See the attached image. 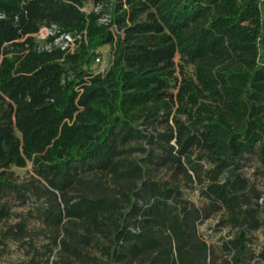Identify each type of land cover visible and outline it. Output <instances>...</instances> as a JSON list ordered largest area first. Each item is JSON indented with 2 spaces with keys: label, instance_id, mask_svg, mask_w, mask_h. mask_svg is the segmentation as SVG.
<instances>
[{
  "label": "trees",
  "instance_id": "obj_1",
  "mask_svg": "<svg viewBox=\"0 0 264 264\" xmlns=\"http://www.w3.org/2000/svg\"><path fill=\"white\" fill-rule=\"evenodd\" d=\"M50 25L73 52L37 51ZM246 161L264 169V0H0V222L8 192L41 201L0 225L23 264H264Z\"/></svg>",
  "mask_w": 264,
  "mask_h": 264
},
{
  "label": "rangeland",
  "instance_id": "obj_2",
  "mask_svg": "<svg viewBox=\"0 0 264 264\" xmlns=\"http://www.w3.org/2000/svg\"><path fill=\"white\" fill-rule=\"evenodd\" d=\"M90 6H87L89 8ZM99 55L102 58L101 64H93L92 69L94 71L99 70L100 68L108 65L110 62V48L105 45L99 49ZM30 166H26L25 168H12L15 175L19 177V181L27 178L30 175ZM241 171L248 177L252 182L256 183L258 190L261 192V197L264 200V169H260L257 171L254 163L251 161H246ZM189 198L192 202L197 203L198 199L196 197V192L189 194ZM2 202L8 204L9 206V217L0 222L1 226H10L21 220L22 218H26L27 216H33L35 213V209L39 207L41 201L35 200L34 197H29L28 199H24L19 197L14 193H7ZM216 222L217 216H213L198 225V231L201 236L208 242L214 243L218 238L224 234H226L227 229H223L222 231L216 230ZM29 228L36 225L35 221H33L32 217L28 219ZM256 243L260 244L264 237L260 232H256ZM27 256L25 255V250L18 246L13 242H6V245L0 248V264H23L25 260H27Z\"/></svg>",
  "mask_w": 264,
  "mask_h": 264
},
{
  "label": "built area",
  "instance_id": "obj_3",
  "mask_svg": "<svg viewBox=\"0 0 264 264\" xmlns=\"http://www.w3.org/2000/svg\"><path fill=\"white\" fill-rule=\"evenodd\" d=\"M100 23H107V16H103L99 19ZM38 45L36 47L37 51H51L53 49H60L61 51L68 53L73 52L75 48L76 39L80 35L71 33H60L55 25L41 26L37 32L32 35ZM95 64H101L102 58L98 54L94 59ZM105 66L100 68L98 72H102Z\"/></svg>",
  "mask_w": 264,
  "mask_h": 264
}]
</instances>
